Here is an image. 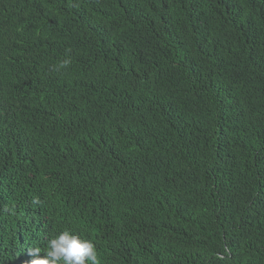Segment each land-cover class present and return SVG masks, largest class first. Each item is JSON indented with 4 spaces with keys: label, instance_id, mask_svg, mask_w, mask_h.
I'll return each mask as SVG.
<instances>
[{
    "label": "trees",
    "instance_id": "1",
    "mask_svg": "<svg viewBox=\"0 0 264 264\" xmlns=\"http://www.w3.org/2000/svg\"><path fill=\"white\" fill-rule=\"evenodd\" d=\"M65 228L264 264V0H0V264Z\"/></svg>",
    "mask_w": 264,
    "mask_h": 264
},
{
    "label": "clouds",
    "instance_id": "2",
    "mask_svg": "<svg viewBox=\"0 0 264 264\" xmlns=\"http://www.w3.org/2000/svg\"><path fill=\"white\" fill-rule=\"evenodd\" d=\"M69 63L64 59L55 66V70L66 68ZM41 252L40 247L30 248L28 255L32 258L28 264H101L95 241L71 228L55 234L47 241L43 256Z\"/></svg>",
    "mask_w": 264,
    "mask_h": 264
}]
</instances>
